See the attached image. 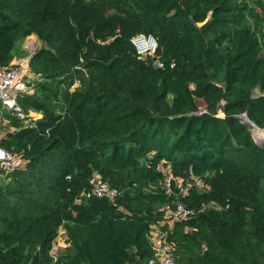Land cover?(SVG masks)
Returning <instances> with one entry per match:
<instances>
[{"label":"trees","instance_id":"1","mask_svg":"<svg viewBox=\"0 0 264 264\" xmlns=\"http://www.w3.org/2000/svg\"><path fill=\"white\" fill-rule=\"evenodd\" d=\"M30 37L42 80L19 105L41 117L3 113L0 146L26 165L0 185V264H149L178 203L193 213L164 226L178 264H264V147L239 118L264 129V0H0V66ZM95 174L119 196L82 198ZM193 175L209 190L179 194Z\"/></svg>","mask_w":264,"mask_h":264},{"label":"built area","instance_id":"2","mask_svg":"<svg viewBox=\"0 0 264 264\" xmlns=\"http://www.w3.org/2000/svg\"><path fill=\"white\" fill-rule=\"evenodd\" d=\"M132 44L135 46L138 56L141 59L154 58L158 51V43L155 37L148 34H137L132 39ZM30 63V62H29ZM29 63H23L20 59H15L8 66H0V128L5 122L3 113L6 112L18 119L26 120L29 117L36 118L29 113L26 115L19 105V98L35 93L36 82L42 80L41 74H35L31 71ZM157 68H163V63L157 59L155 62ZM259 94V91H256ZM206 113V112H203ZM218 116H224L223 111H218ZM241 122L248 125L253 138L256 139L255 130L257 128L243 114L239 116ZM263 131V129L261 130ZM1 139V137H0ZM257 140V139H256ZM26 165L22 156L13 154L0 146V185L14 171L23 168ZM157 170L163 175L164 180L162 187L166 195L174 193L173 183L175 181L172 170L169 166L162 162ZM92 188L89 191L83 192L82 198H109L114 200L119 196L117 189L111 188L104 182L100 175L95 174L92 180ZM199 191H208V185L203 179L197 176L191 178L180 185L179 194L186 196L192 189ZM193 213L189 211L182 203H178L174 207H169L166 210L164 222L151 226L150 240L153 247L154 257L149 261V264H178L174 258L175 243L169 239V231L164 229L165 224L172 228L175 224L187 221ZM68 236L65 229L60 228L56 239L53 242L50 256L54 261H57L61 256V252L69 247Z\"/></svg>","mask_w":264,"mask_h":264},{"label":"rangeland","instance_id":"3","mask_svg":"<svg viewBox=\"0 0 264 264\" xmlns=\"http://www.w3.org/2000/svg\"><path fill=\"white\" fill-rule=\"evenodd\" d=\"M23 49H25V53L24 55L17 57L18 59L22 60L23 63H29L32 56L34 54H36V52H38L41 48H42V43L36 38V37H30L28 38L25 43L23 44ZM20 49L17 48V51H19ZM256 95V93H255ZM31 115L33 116H39L38 113L34 112V111H30L29 112ZM12 118L18 119V117L12 116ZM10 120H6L3 123V126H1L0 128V137H2L3 135H5L8 131H13L14 129L10 127Z\"/></svg>","mask_w":264,"mask_h":264},{"label":"bare ground","instance_id":"4","mask_svg":"<svg viewBox=\"0 0 264 264\" xmlns=\"http://www.w3.org/2000/svg\"><path fill=\"white\" fill-rule=\"evenodd\" d=\"M255 136L256 138H258L261 142L263 143L264 142V131H261V130H255Z\"/></svg>","mask_w":264,"mask_h":264},{"label":"water","instance_id":"5","mask_svg":"<svg viewBox=\"0 0 264 264\" xmlns=\"http://www.w3.org/2000/svg\"><path fill=\"white\" fill-rule=\"evenodd\" d=\"M255 125V124H254ZM256 126V125H255ZM257 127V126H256ZM258 128V127H257ZM260 129V128H259ZM262 130V129H261ZM263 131H264V129H263ZM254 140L256 141V143L258 144V145H260L261 147H264V142L263 143H261V142H258L255 138H254Z\"/></svg>","mask_w":264,"mask_h":264}]
</instances>
